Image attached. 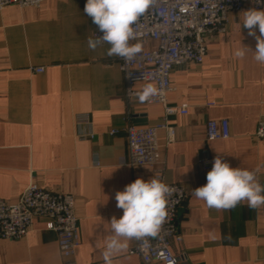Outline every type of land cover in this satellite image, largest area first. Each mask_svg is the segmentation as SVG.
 Wrapping results in <instances>:
<instances>
[{"label": "crops", "instance_id": "crops-1", "mask_svg": "<svg viewBox=\"0 0 264 264\" xmlns=\"http://www.w3.org/2000/svg\"><path fill=\"white\" fill-rule=\"evenodd\" d=\"M85 4L45 0L38 8L0 9V199L16 203L31 180L73 196L80 241L75 263L105 264L109 222L123 215L115 193L160 170L166 184L186 192L170 241L179 264H264V207L241 202L210 209L192 194L207 183L217 155L234 168L259 169L264 184V140L255 137L264 112V65L252 51L243 59L233 55L241 43L256 48L242 28V12L249 8L228 13L226 32L207 40L201 64L173 69L167 105L186 104L187 113L165 116L160 104L126 97L120 57L107 55L109 45L89 49L97 25ZM135 43L141 52L157 47L155 41ZM147 84L135 83L133 89ZM84 115L88 121H78ZM211 120H226L229 137L207 141ZM162 123L173 128L174 139L169 143L167 130H157L160 163L130 167L126 127ZM133 245L129 241L114 255L113 264H144L130 254ZM0 264H63L56 234L45 220H34L25 238L0 240Z\"/></svg>", "mask_w": 264, "mask_h": 264}, {"label": "built area", "instance_id": "built-area-1", "mask_svg": "<svg viewBox=\"0 0 264 264\" xmlns=\"http://www.w3.org/2000/svg\"><path fill=\"white\" fill-rule=\"evenodd\" d=\"M45 0H0V9L9 6L19 8H38ZM246 8L262 9L264 0H155V3L134 25L136 40L155 41L153 50L140 52L134 59L120 58L126 97H137L133 89L135 83H149L163 92L149 101L147 105L160 104L165 116L176 113L186 114L187 105L177 107L167 105V94L173 91L170 75L174 68L188 63L201 64L206 54V43L210 37L226 32L228 13L240 12ZM102 36L98 29L92 33ZM40 73L43 68L33 69ZM78 121L87 122V116H79ZM166 129L168 142L174 139V130L166 123L148 127L128 125L125 129L128 143V165L130 167H154L160 163L157 130ZM116 130L109 131L114 135ZM83 137V136H82ZM80 137V138H82ZM229 137L226 120H211L206 124V140H221ZM255 137L264 140V112L261 113ZM208 169L206 161H201ZM154 176L163 181L162 171L156 170ZM164 182V181H163ZM174 191L169 197L167 222L163 225L162 239H152L147 255L140 250L139 242L134 240L130 254L138 256L144 264L158 262L168 264L178 258L171 252L170 241L176 231V215L186 198L181 185L168 184ZM74 197L63 193H52L38 186L32 180L23 189L14 204L0 199V240H20L25 238L36 219L45 220L46 229L56 234L58 248L63 264H76L74 257L80 245L77 218L74 214Z\"/></svg>", "mask_w": 264, "mask_h": 264}, {"label": "clouds", "instance_id": "clouds-1", "mask_svg": "<svg viewBox=\"0 0 264 264\" xmlns=\"http://www.w3.org/2000/svg\"><path fill=\"white\" fill-rule=\"evenodd\" d=\"M154 3L155 0H86L85 14L103 33L88 38L89 49L95 51L107 44L108 56H117L126 62L134 59L141 52L140 43H130L137 38L134 25ZM242 28L255 38L256 48L253 51L241 43L234 51V57L243 59L248 51H252L254 60L264 65V9L243 11ZM157 95L162 96L163 92L153 84H147L137 93V98L146 102ZM258 171L234 168L217 155L206 175L207 183L195 188L192 194L210 209L227 210L241 202H247L253 209L264 207V184L258 180ZM173 191L154 176L147 181L137 178L123 191L115 193L116 207L122 209L123 215L119 219L113 216L109 222L111 234L103 251L105 264H113L114 255L126 250L131 240L138 241L140 250L147 255L151 240L162 239L163 225L169 216L168 201ZM168 264H175V260H169Z\"/></svg>", "mask_w": 264, "mask_h": 264}]
</instances>
